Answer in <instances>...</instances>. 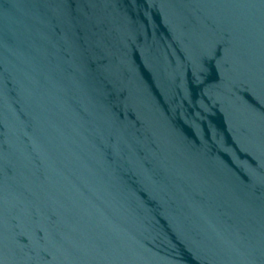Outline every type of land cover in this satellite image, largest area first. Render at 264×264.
<instances>
[{"label":"water","instance_id":"obj_1","mask_svg":"<svg viewBox=\"0 0 264 264\" xmlns=\"http://www.w3.org/2000/svg\"><path fill=\"white\" fill-rule=\"evenodd\" d=\"M0 264H264V0H0Z\"/></svg>","mask_w":264,"mask_h":264}]
</instances>
